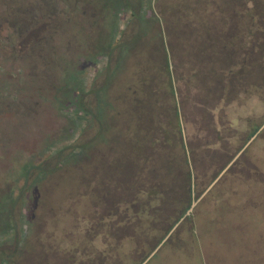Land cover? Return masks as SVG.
<instances>
[{
	"label": "rangeland",
	"instance_id": "374dc122",
	"mask_svg": "<svg viewBox=\"0 0 264 264\" xmlns=\"http://www.w3.org/2000/svg\"><path fill=\"white\" fill-rule=\"evenodd\" d=\"M152 1L134 9L161 26L119 11L120 45L103 55L92 42L112 18L91 1L0 0V264H121L86 232L88 215L107 210L122 221L121 250L143 260L169 225L148 239L134 238L133 220L123 229L143 204L125 191L130 170L144 180L136 187L164 186L157 161L164 154L175 173L180 119L196 199L264 121V0ZM224 70L222 94L211 79ZM173 181L163 195L183 207L186 186ZM190 211L141 264H264V127Z\"/></svg>",
	"mask_w": 264,
	"mask_h": 264
},
{
	"label": "trees",
	"instance_id": "16d2710c",
	"mask_svg": "<svg viewBox=\"0 0 264 264\" xmlns=\"http://www.w3.org/2000/svg\"><path fill=\"white\" fill-rule=\"evenodd\" d=\"M88 1H91V3L93 5H95V7L100 9V11H101L100 15L101 16H103L104 18H108V19L112 18V30L111 31L108 30L104 35H102L101 32H99L98 35H96L95 40H93L94 42H92V45H94L98 49V52H100L103 55L109 54L112 51V49L114 47H117L118 45H120V42H121L119 40L115 41L113 38V36H114L113 34L115 33L114 31H116V33L118 32L117 27H116V23H113V20H114L115 15H116L115 13H117L119 11H124L126 9V10H129L131 17H135V18L139 17L141 19V18H143L142 15L136 13L134 6H136L138 11H140L143 8L145 2L149 3V5H150V3L153 2L152 0H146V1H144V0H88ZM180 11L182 12V10H180ZM182 14H183V12H182ZM143 21L146 24H148L152 21H155L159 24V23L163 22L164 19L162 16H159L154 11H152L149 16H145L143 18ZM108 22L110 23L109 20H108ZM159 26H161V25L159 24ZM160 32H161V37L164 38L163 29H161ZM99 35L102 37H100ZM98 36H99V38H98ZM121 47L123 49L125 47V51H126L127 46H121ZM162 48H163V52L165 53V55L167 57L169 51H168V47L165 46L164 41L162 43ZM227 73L228 72L225 70L220 71V73L218 72L220 80L214 81V79L212 78L211 79L212 82H215L216 85H218V84L222 85L223 84V88H224L223 81H224ZM165 75H167V78H168V84H167L168 87L167 88L170 89L169 92H170L171 98L173 99V103L174 102L176 103L175 97H176V91L177 90L174 87L175 81L173 80V77L171 75V66L168 62V57L166 58ZM210 75L212 77V74H210ZM197 81L200 82V85L205 83L203 78L198 79ZM221 87H219V88H221ZM208 88H210V86H208ZM225 88L221 92L222 94H223V92H226V91H224ZM145 94H147L146 91H144V94H141V91H140V93H137V95L135 94V96L137 97L138 101L140 100L142 102L143 101L142 97ZM222 94H219V95H221L220 98H222V96L225 97ZM127 96L129 97L130 95H129V93L126 92L125 98ZM131 99H133V98H131ZM146 101L147 100L145 99L144 102H146ZM99 102L103 105V103H102L103 100H100ZM107 102H108L107 104H109V107H113L114 103L112 102V100L109 99V101H107ZM99 106H100L99 108H101V105H99ZM100 111L101 110H99L98 112H100ZM176 113L178 114L177 111H176ZM180 121L181 120L178 119L177 123L175 124L177 127V135L180 137V139L178 141H175L176 142V145H175L176 151H175L174 161H173V163H174L173 165L174 166L176 165L175 170H173L175 173L173 175H171L169 173V169L167 167L171 168L172 163H171V161L169 162V159L167 156H164V154H163V157H162V154H161V156H159V159L157 161V164L159 165V167H161L162 172H163V173H161V176H160V181H161L160 183L163 184L164 186L160 185L158 188H156L157 186H155V185H152L151 187L148 186L145 188L136 187L134 185L137 184V182H139V181L144 182V180L141 179L140 173H138L137 170H134V169L130 170V171H132L131 174L129 173L130 174V180L132 179V182H131L132 184L131 185L128 184L130 187H128V189L125 191L129 195L135 194L143 202V204L140 206V208L135 213L130 212V214H129V212H126L124 215V218H126L125 223L128 221L130 222L132 220H133L134 224H135V222L139 223V224L133 226V228H132V231H134V229H137L140 233V234L138 233V235H134L135 236L134 238L144 237V239H148V233L147 232H151V233H155V231L157 232L158 229H156L154 225H156L157 222H164L167 225H169V227L165 231H163V233L159 232L160 234L157 235V238H156L157 243H158L159 241H161L164 238L165 235H167V233L176 224V222L178 221V219L180 217H182V216L185 218L190 217L191 211L187 212V209L190 206L191 201L195 200L193 198V188H194L193 178H194V175H193V169H192L191 158H190V149L187 146V143L185 142L186 138L184 137V133L182 136ZM263 124H264V121L260 125L251 126V130L248 133L249 138H251L253 136V134L256 135L257 133H259V131L264 127ZM260 127H261V129L258 130ZM101 134H103V136H105L104 132H101ZM137 146H139V145H137ZM138 148L141 149L143 147H138ZM74 151H77V154H76V156L74 155L72 157V159H74L76 161V160H78L79 146L73 147V152ZM129 161L130 162L125 161V165L130 164L131 159ZM24 170H25L24 176L26 177L28 170L27 169H24ZM170 171H172V170H170ZM37 173L40 174V172L38 170H37ZM151 181H154L153 178L147 179L148 183H150ZM169 181H173L172 184L175 182V184H178V185L180 184V186H183V187L186 186L185 190L187 193V199L188 200H187V203L183 207L175 206V208H173L171 206V200L166 198L167 195L166 196L163 195V192H166V191L170 192V190H168V188L171 187L172 185H167V183ZM116 207L119 208L120 204H117ZM168 209H170L171 212ZM106 212H108V213L102 214V215L100 212L99 213L95 212V213H91L88 215L87 221L95 222V223H93V225H96L94 230L92 227L86 228V232H88L90 234L89 236H91V237H89V240L95 236H98V235L100 236L102 234L101 239L105 245L109 244L111 242V245L114 246V249L116 247V250H115L116 251V254H115L116 261L120 262L121 264H140L142 261L141 259L139 261H136L135 259H130V257H128L129 254L124 253L120 248V246L123 245L122 240H124V238H125L124 237L125 233L123 232L125 230H121V228H120V226H121L120 223L122 221L117 220V219L114 220L112 215L109 216L110 210H107ZM77 221H79L78 217H77ZM89 222H87V223H89ZM128 224L127 223L124 224L123 226H125V227L122 226L123 229L129 228ZM98 229H100L99 230L100 232H96V230H98ZM110 232L115 233V235L109 236ZM128 237H130V235ZM141 242H144L143 245H145V241H141ZM145 257H143V258H145Z\"/></svg>",
	"mask_w": 264,
	"mask_h": 264
},
{
	"label": "water",
	"instance_id": "95a60500",
	"mask_svg": "<svg viewBox=\"0 0 264 264\" xmlns=\"http://www.w3.org/2000/svg\"><path fill=\"white\" fill-rule=\"evenodd\" d=\"M264 125V124H263ZM262 125V126H263ZM180 127H181V132H182V136H183V128H182V123H181V121H180ZM261 129V127L258 129V130H260ZM257 130V131H258ZM256 135L255 134H253V136L250 138V140H252L254 137H255ZM249 140V141H250ZM248 143V141L238 150V152L233 156V158L223 167V169L220 171V173L217 175V177L212 181V183H210V186H208L204 191H206L208 188H211L212 187V184L217 180V178L221 175V174H223V172L225 171V169L230 165V163L234 160V158L238 155V153L245 147V145ZM204 191L195 199V200H192L191 201V203H190V206L188 207V209H187V212H189L190 210H191V208L193 207V205L195 204V202L199 199V197L204 193ZM183 218V216L182 217H180L179 219H178V221L176 222V224L181 220ZM176 224L170 229V231L167 233V235H165L164 236V238L161 240V241H159L158 243H157V245L154 247V249L141 261V263H143L146 259H148L154 252H155V250L157 249V247L159 246V245H161L164 241H165V239L171 234V231L175 228V226H176ZM140 263V264H141Z\"/></svg>",
	"mask_w": 264,
	"mask_h": 264
}]
</instances>
